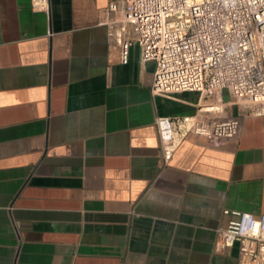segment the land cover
Wrapping results in <instances>:
<instances>
[{"label":"crops","instance_id":"crops-1","mask_svg":"<svg viewBox=\"0 0 264 264\" xmlns=\"http://www.w3.org/2000/svg\"><path fill=\"white\" fill-rule=\"evenodd\" d=\"M110 1L0 0V264H238L215 240L224 210L264 213V116L189 133L162 166L156 117L214 97L153 94L154 62L109 40Z\"/></svg>","mask_w":264,"mask_h":264},{"label":"built area","instance_id":"built-area-1","mask_svg":"<svg viewBox=\"0 0 264 264\" xmlns=\"http://www.w3.org/2000/svg\"><path fill=\"white\" fill-rule=\"evenodd\" d=\"M47 11L48 0H31ZM102 23L127 63L132 45L142 61H153L151 91H197L214 101L195 115L157 116L162 166L189 133L217 141L237 139L246 114L264 116V0H112ZM244 106L224 115L221 91ZM233 217L217 229L215 248L238 244V264H264V213L229 211Z\"/></svg>","mask_w":264,"mask_h":264}]
</instances>
